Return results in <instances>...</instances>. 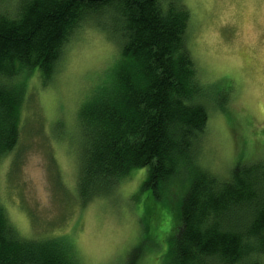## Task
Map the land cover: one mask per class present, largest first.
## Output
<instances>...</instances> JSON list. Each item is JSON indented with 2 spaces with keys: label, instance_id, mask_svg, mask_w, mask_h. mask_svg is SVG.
<instances>
[{
  "label": "trees",
  "instance_id": "trees-1",
  "mask_svg": "<svg viewBox=\"0 0 264 264\" xmlns=\"http://www.w3.org/2000/svg\"><path fill=\"white\" fill-rule=\"evenodd\" d=\"M12 2V12H0V155L12 149L17 137L22 102L18 74L35 71L44 82L55 72L65 43L82 21L110 13L118 37V61L106 83L87 96L77 112L80 202L110 194L122 177L142 168L143 187L157 202L159 215L178 185L176 213L168 210L177 221L176 231L164 257H171L173 264H261L264 160L245 165L238 161L226 179L193 169L208 121L204 101L214 93L208 94L199 82L186 45V4ZM96 27L104 30L99 23ZM244 207L250 211L233 223L234 212ZM68 244L63 238H21L0 206V264H76Z\"/></svg>",
  "mask_w": 264,
  "mask_h": 264
},
{
  "label": "rangeland",
  "instance_id": "rangeland-1",
  "mask_svg": "<svg viewBox=\"0 0 264 264\" xmlns=\"http://www.w3.org/2000/svg\"><path fill=\"white\" fill-rule=\"evenodd\" d=\"M180 1L189 10L186 45L198 80L214 93L204 101L208 121L193 169L226 179L238 161L264 160V0ZM12 3L0 0V12H12ZM94 17L69 37L51 77L17 76L22 102L15 145L0 155V206L21 238L67 241L76 264H173L164 255L176 231L177 184L160 215L142 168L110 194L85 204L77 195V112L106 83L120 53L113 16ZM249 211L234 212L232 222ZM258 260L264 264V253Z\"/></svg>",
  "mask_w": 264,
  "mask_h": 264
}]
</instances>
